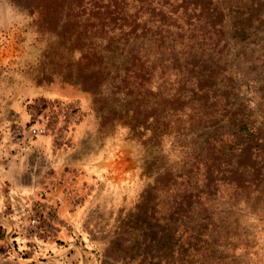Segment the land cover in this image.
<instances>
[{"label": "rangeland", "instance_id": "1", "mask_svg": "<svg viewBox=\"0 0 264 264\" xmlns=\"http://www.w3.org/2000/svg\"><path fill=\"white\" fill-rule=\"evenodd\" d=\"M65 1L0 0V129L71 148L55 231L0 264H264V0H176L170 31Z\"/></svg>", "mask_w": 264, "mask_h": 264}, {"label": "crops", "instance_id": "2", "mask_svg": "<svg viewBox=\"0 0 264 264\" xmlns=\"http://www.w3.org/2000/svg\"><path fill=\"white\" fill-rule=\"evenodd\" d=\"M5 130L0 129V238L9 242L8 231L16 225L15 219L25 211L24 203L30 197L45 202L63 199L65 192L57 195L60 185L65 184L61 174L62 156L71 154V148L66 150L50 134L29 136L22 131L15 135ZM69 246L43 262L61 264L62 254ZM26 255L25 260L42 264V259L37 260L31 252L26 251Z\"/></svg>", "mask_w": 264, "mask_h": 264}, {"label": "built area", "instance_id": "3", "mask_svg": "<svg viewBox=\"0 0 264 264\" xmlns=\"http://www.w3.org/2000/svg\"><path fill=\"white\" fill-rule=\"evenodd\" d=\"M30 132L33 135H44L47 131L45 126L35 125L30 128ZM48 206L49 204L36 199L25 204V211L18 215L16 225L11 230V234H15L13 237L15 242L17 238L29 240L38 249L41 243L44 242V237L50 231H55V225L47 214V211L49 213L50 210ZM47 208L49 209L47 210ZM16 247L14 246L15 249Z\"/></svg>", "mask_w": 264, "mask_h": 264}, {"label": "trees", "instance_id": "4", "mask_svg": "<svg viewBox=\"0 0 264 264\" xmlns=\"http://www.w3.org/2000/svg\"><path fill=\"white\" fill-rule=\"evenodd\" d=\"M77 3L79 4H82V1L83 0H76ZM113 1V0H107V2L103 5L104 7H110V2ZM176 0H130L129 2H127V0H120V2L122 3L123 7H125L126 5H128V3H131L133 5L134 8H136V13H135V19H138L140 17L141 19V16L143 18V14L142 13H139V11L141 10V8H143L144 6L149 8L150 11H155V9L157 10V13L160 15V19H158L157 21H155L157 23L156 25V28L158 29V31L162 30L163 27H165L164 23H163V19H165L166 15L169 13L170 15H175L176 14V17H179V13H178V9L176 10V8L174 10H171V9H168L167 5L168 6H171L172 5V2H175ZM66 1L65 0H62V4H64ZM71 5L72 2H71ZM119 4L117 3V0H114V7L115 6H118ZM96 8H99L98 6L94 5L93 4V7L92 9H95ZM186 7V6H184ZM197 5H194V8H196ZM200 10H201V6H200ZM96 13L97 12H93L90 13L91 14V17L93 18L92 20H94L95 18L97 19L98 17L96 16ZM183 14V12H181ZM180 13V14H181ZM139 14V16H138ZM145 22V21H144ZM136 25V24H135ZM135 25H133L129 30H127V34L129 33H133V30L135 31ZM166 29L169 30L168 27H165ZM170 31V30H169ZM123 32V31H122ZM202 67V66H201ZM203 69V67H202ZM202 76V73H200ZM208 77L211 78V74H208L207 75ZM201 151L199 153L196 154L195 156V161L196 163H199L200 160H201Z\"/></svg>", "mask_w": 264, "mask_h": 264}]
</instances>
